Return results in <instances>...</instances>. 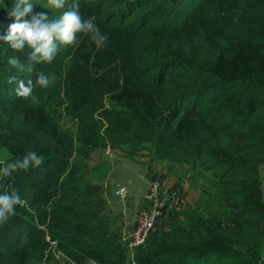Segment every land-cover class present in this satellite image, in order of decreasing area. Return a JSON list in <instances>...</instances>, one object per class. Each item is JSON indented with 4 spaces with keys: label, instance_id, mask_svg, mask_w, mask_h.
<instances>
[{
    "label": "trees",
    "instance_id": "16d2710c",
    "mask_svg": "<svg viewBox=\"0 0 264 264\" xmlns=\"http://www.w3.org/2000/svg\"><path fill=\"white\" fill-rule=\"evenodd\" d=\"M71 3L50 11L32 4L34 12L53 20ZM79 3L82 17H91L107 40L97 48L87 34L77 33L75 47L57 42V55L71 56L52 101L76 121L78 153L85 156L104 140L102 146L110 148L144 149L149 161L196 162L216 178L232 208L228 222L191 215L184 226L170 225L146 237L141 253L146 264H264L262 236L254 235L244 252L233 241L247 231L251 218L264 221L257 180L264 163V0ZM8 6L0 0V35L12 22ZM85 40L87 51L77 53ZM30 51L25 46L23 53L13 52L0 40V125L19 146L47 148L51 155L39 166L9 175L0 171V195L16 191L21 201L0 216V264H23L25 256L42 254L52 240L78 244L87 257L115 252L123 245L113 235L100 239L107 228L76 200L51 204L68 182L73 140L36 104L41 88L23 99L15 94L17 84L8 82L14 76L35 84L44 61L38 56L30 63ZM13 55L22 71L8 65ZM86 57L92 58L90 65ZM16 160H2L0 168ZM98 186L83 185L84 202L100 198ZM72 247L62 250L70 255Z\"/></svg>",
    "mask_w": 264,
    "mask_h": 264
},
{
    "label": "rangeland",
    "instance_id": "374dc122",
    "mask_svg": "<svg viewBox=\"0 0 264 264\" xmlns=\"http://www.w3.org/2000/svg\"><path fill=\"white\" fill-rule=\"evenodd\" d=\"M2 1L9 5L8 8H11L14 3L13 0ZM30 1L39 9H46V11L53 10L48 4H45L44 0ZM253 40L256 41V39ZM86 41L79 44L77 53L82 54L87 51ZM73 45L75 47L76 43ZM70 56L69 53L58 54L51 64L43 63V72L48 74L54 73L55 80L49 87L41 88L42 101L36 103L41 105L57 123L59 129L68 134L73 140V154L70 160L71 170L66 178L68 182L62 189H58L51 200V204L61 205L69 203L73 199L76 200L77 205L84 207L107 228L106 231H102L100 239L113 235L112 237H117L116 239L119 240L123 247L115 252L102 251L96 257H87L76 247L78 244L72 247L65 242L58 243L56 240H52L50 241L49 248L42 254H29L25 256L23 264H146L141 254L144 251V243L130 252L126 247L129 235L125 241H120L117 228L120 217H122L121 210L127 205L129 197H139L147 189L145 187L146 183H144V180L140 176V172L145 170L146 167L143 165L149 162L148 157L144 149L138 150V147L135 149L128 144L119 145L114 148L102 146L104 140L97 141V146L90 147L85 156L78 153L80 145L77 141L76 121L64 112L63 105L55 106L52 101V95L57 92L59 74L62 73V69L68 63ZM91 61L92 58L86 57L85 62L87 64L90 65ZM102 104L104 106L108 104V100L104 97ZM101 130H99V133ZM141 147L143 148L144 145ZM29 151L35 152L42 160L51 155V150L47 148L38 146L25 148L19 146L8 134L6 126L0 125V161L13 156H17L22 160ZM90 161L91 163H96L95 166L98 168L89 170ZM125 162H131L135 165L141 164L142 166L126 170ZM166 163V166L163 168L161 166V169L158 170L164 175L165 173L167 174L162 180H167L171 186L176 185L180 187L184 191L185 197L176 192L164 196L163 194L169 191L166 190L164 193L163 186L160 184V194L164 196V199H162V203L159 206V218L147 237L156 234L158 231H162L161 229L163 228L167 229L170 225L178 224L184 226L191 215L201 218L213 217L222 222L229 221L232 208L225 203L220 193V184L210 171L203 170L196 162L173 164L167 161ZM158 165H160V162H155L153 167L160 168ZM170 172L173 175H170ZM257 172L259 197L263 203L264 210V163L258 165ZM168 174L169 179H167ZM96 178L100 180L99 184L95 181ZM85 183L100 185L96 193L98 195L100 193L101 195L98 196L100 197L99 199L92 198L88 202L85 201L88 203L87 205L84 202L82 194ZM116 186H122L128 192L127 199H120L113 195L112 192ZM61 193H63V196H60ZM103 193L105 196H103ZM131 194L138 196H131ZM261 218L259 216L251 218L247 231L233 238L236 249L244 252L245 248H250L252 243L249 240L256 234L262 236L260 242L264 240V221H261ZM163 225L165 226L163 227ZM63 247H72L69 250L70 255H68V252L62 250ZM99 248L107 249L106 246H99Z\"/></svg>",
    "mask_w": 264,
    "mask_h": 264
},
{
    "label": "clouds",
    "instance_id": "9594fccd",
    "mask_svg": "<svg viewBox=\"0 0 264 264\" xmlns=\"http://www.w3.org/2000/svg\"><path fill=\"white\" fill-rule=\"evenodd\" d=\"M66 2L67 0H47L48 6L58 9L64 8ZM33 9V4L29 0H14L12 7L7 11V17L12 22L8 24L6 33L0 35V40L9 43L13 52L23 53L25 46L31 49L27 53V60L30 63L37 61L39 56L45 63L51 64L58 52L57 42L64 45L75 44L77 33L87 34L97 48L105 46L107 36L101 34L91 17L87 19L82 17L79 0H72L69 9L53 20H48L46 13H37ZM7 63L11 67L23 70L15 55L8 58ZM29 71H32L31 67ZM54 80V73L40 71L36 73L35 84L32 79L25 83L22 79L17 81L14 76L10 77L8 82L17 84L15 94L18 97L28 99L36 88H47ZM41 163L42 158L29 151L22 160L8 163L0 168V171L9 175L12 170L27 169L30 165L39 166ZM19 203L20 196L16 191L0 195V216H3L5 211L13 212L14 206Z\"/></svg>",
    "mask_w": 264,
    "mask_h": 264
},
{
    "label": "crops",
    "instance_id": "0c3cea01",
    "mask_svg": "<svg viewBox=\"0 0 264 264\" xmlns=\"http://www.w3.org/2000/svg\"><path fill=\"white\" fill-rule=\"evenodd\" d=\"M155 162H160V165H158V166H160V168L159 167H157V168H154L153 167V164L155 163ZM167 162V160L166 159H156V160H153V161H149V162H147V163H145L143 166L144 167H146L145 168V170H142V172H140V176L142 177V179L144 180V183H146V188H147V186H148V181H150V180H157L162 186H163V189H164V193L166 192V190L167 191H169V192H167L166 194H163L164 196H167L168 194H170V193H179V194H181L182 196H184L185 197V195H184V191L180 188V187H178V186H176V185H169L168 184V182H167V180H162V178L164 177V176H166L167 174L165 173V175L164 174H162V173H160V171H158V170H160L161 169V166H162V168L164 167V166H166V163ZM90 163H91V161H90ZM170 163V162H169ZM125 164H126V170H132V167H138V166H142L141 164H138V165H135V164H133V163H131V162H125ZM174 164V163H173ZM176 164V163H175ZM96 165V163H94V162H92L91 164H90V167H89V170H91L92 168H93V170H95L96 168H98V167H96L95 166ZM171 173V172H170ZM170 175H173V173H171ZM137 176H138V173H137ZM167 179H169V174H168V177H167ZM95 181L99 184L100 182V180H98L97 178L95 179ZM175 184H177L176 182H175ZM119 187H122V186H116L115 188H114V191L117 189V188H119ZM146 190V189H145ZM114 191L112 192L113 193V195H115L114 194ZM126 193H125V195H123L122 197H119L118 195H115V196H117L118 198H120V199H127V195H128V192L127 191H125ZM144 193H145V191L142 193V194H140V196L139 197H136V198H132V197H129V200L127 201V205H125L123 208H122V210H121V212H122V217H120V220H119V222H118V228H117V231H118V236H119V239H120V241H125L127 238H128V235L130 236V234H131V232H132V229H133V226H134V224H135V213H136V211L138 210V209H141L144 205H145V202H144V198H143V196H144ZM103 196H105L104 195V193H103ZM131 196H138V195H136V194H131ZM164 196H161L162 197V199H164ZM173 197V196H172ZM174 198V197H173ZM107 201V200H106ZM135 202H136V205H135ZM131 206H133V207H131ZM127 207V208H126ZM135 212V213H134ZM134 213V214H133ZM165 225H163V227H164ZM162 227V228H163ZM164 229V228H163Z\"/></svg>",
    "mask_w": 264,
    "mask_h": 264
},
{
    "label": "built area",
    "instance_id": "2783aa9c",
    "mask_svg": "<svg viewBox=\"0 0 264 264\" xmlns=\"http://www.w3.org/2000/svg\"><path fill=\"white\" fill-rule=\"evenodd\" d=\"M125 193L123 187H119L114 191V194L119 197H122ZM143 198L145 205L136 211L134 215L135 224L126 242V247L130 252L144 242L159 218V206L162 203V197L160 183L157 180H150Z\"/></svg>",
    "mask_w": 264,
    "mask_h": 264
}]
</instances>
